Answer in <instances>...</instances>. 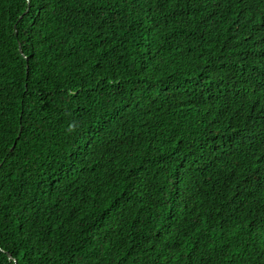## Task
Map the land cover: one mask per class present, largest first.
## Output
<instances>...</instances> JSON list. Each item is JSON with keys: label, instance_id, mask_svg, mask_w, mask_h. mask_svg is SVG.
Segmentation results:
<instances>
[{"label": "trees", "instance_id": "obj_1", "mask_svg": "<svg viewBox=\"0 0 264 264\" xmlns=\"http://www.w3.org/2000/svg\"><path fill=\"white\" fill-rule=\"evenodd\" d=\"M0 264H264V0H0Z\"/></svg>", "mask_w": 264, "mask_h": 264}]
</instances>
